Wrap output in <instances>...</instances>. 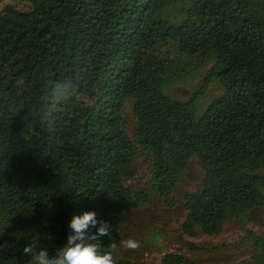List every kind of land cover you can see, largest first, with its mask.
I'll list each match as a JSON object with an SVG mask.
<instances>
[{
	"label": "trees",
	"instance_id": "16d2710c",
	"mask_svg": "<svg viewBox=\"0 0 264 264\" xmlns=\"http://www.w3.org/2000/svg\"><path fill=\"white\" fill-rule=\"evenodd\" d=\"M23 1L0 0V264H32L29 239L53 252L89 209L114 228L104 243L119 244L130 212L154 198L176 205L193 158L205 178L185 196L183 235L218 236L264 207V0ZM172 46L215 62L224 94L200 117L203 90L189 101L164 92ZM59 80L71 84L62 101L50 94ZM144 154L151 177L139 190ZM120 249L116 264H141ZM162 264L198 263L169 253Z\"/></svg>",
	"mask_w": 264,
	"mask_h": 264
},
{
	"label": "rangeland",
	"instance_id": "374dc122",
	"mask_svg": "<svg viewBox=\"0 0 264 264\" xmlns=\"http://www.w3.org/2000/svg\"><path fill=\"white\" fill-rule=\"evenodd\" d=\"M7 5L28 9V4L23 0H1L2 7ZM169 50L175 63L164 92L174 99L189 101L198 97L199 91L203 90L196 104L197 115L200 117L214 100L224 94L221 82L209 75L215 62L199 65L198 58L181 54L176 46ZM207 79L212 81L206 86ZM125 117L129 133L133 136L137 122L131 104L126 107ZM135 169L137 177L132 185L143 190L151 177V159L148 154L139 158ZM259 173L264 175V171ZM204 178L205 173L198 158H193L178 183L175 193L177 203L174 207L154 198L148 206L130 212L125 219L122 240L129 237L138 240L139 247H121L120 257L141 264H162L166 254L175 253L198 264H264L260 260L263 247L257 244V239L264 241V207L256 208L246 217L227 223L218 236L202 233L196 237L183 235L182 225L187 215L185 196L199 191Z\"/></svg>",
	"mask_w": 264,
	"mask_h": 264
},
{
	"label": "clouds",
	"instance_id": "9594fccd",
	"mask_svg": "<svg viewBox=\"0 0 264 264\" xmlns=\"http://www.w3.org/2000/svg\"><path fill=\"white\" fill-rule=\"evenodd\" d=\"M50 94L56 101H62L71 94V84L59 80L51 86ZM66 239L50 252L47 245L29 239L22 248V254L31 258L32 264H116L118 247L136 249L139 241L127 238L104 243L114 230L108 221H99L94 210H84L73 214L68 222Z\"/></svg>",
	"mask_w": 264,
	"mask_h": 264
}]
</instances>
